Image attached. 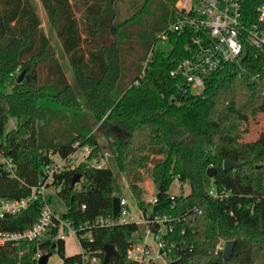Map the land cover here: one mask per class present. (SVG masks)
Returning <instances> with one entry per match:
<instances>
[{
	"label": "trees",
	"instance_id": "obj_1",
	"mask_svg": "<svg viewBox=\"0 0 264 264\" xmlns=\"http://www.w3.org/2000/svg\"><path fill=\"white\" fill-rule=\"evenodd\" d=\"M56 31L76 81L112 138L119 173L141 201V170H151L159 205L155 212L172 216L174 253L189 264H264V141H220V134L237 126H218L224 114L255 118L264 114V74L260 82L238 77L228 65L207 79L200 95L171 75L184 55V39L170 34L166 54L155 44L176 18V0H166L164 12L148 20L151 0H137L133 12L123 0H40ZM264 0H243L255 14ZM76 11L82 13L77 18ZM108 36L109 43L102 41ZM244 66L264 73V53L247 50ZM149 56L150 59H149ZM19 72L21 80L14 79ZM11 119L17 125L6 132ZM116 130V131H115ZM90 146L86 161L55 175L53 185L64 203L63 217L76 228L87 260L67 256L65 241H33L0 246V264H38V254L57 253L60 264H102L105 246L117 256L108 264H134L127 258L135 224L93 227L113 216V200L121 195L119 177L109 167L98 168L102 149L84 109L69 83L30 0H0V152L17 169L11 177L0 164V199L22 200L39 186L51 154L67 159ZM239 167L225 170L224 162ZM215 168L213 178L207 172ZM80 180L72 185L74 177ZM175 179L189 193L169 194ZM212 181L223 198L208 194ZM85 206V209H82ZM146 211V205L140 202ZM42 202L8 215L1 228L24 231L39 220ZM90 226L84 230L80 227ZM91 232L92 241L81 236ZM234 240L228 260L216 253L220 243ZM100 259L99 263L92 261Z\"/></svg>",
	"mask_w": 264,
	"mask_h": 264
},
{
	"label": "built area",
	"instance_id": "obj_2",
	"mask_svg": "<svg viewBox=\"0 0 264 264\" xmlns=\"http://www.w3.org/2000/svg\"><path fill=\"white\" fill-rule=\"evenodd\" d=\"M176 18L163 31L159 38L167 41L169 54L173 48L169 35L175 34L184 39V55L178 60L177 67L171 75L185 82L187 90L200 95L206 88L207 79L214 73L224 70L228 65L235 67L240 79L247 78L250 82L261 80L264 73H251L243 64L247 50L264 53V4L255 9V14L244 9L243 0H176ZM151 56H149L150 59ZM264 96V93H263ZM83 151L90 155L92 148L84 146ZM51 164L45 168V177L39 186L31 188V196L22 200L0 199V220L5 222L8 215H17L27 209L32 203L42 202L39 220L33 227L24 231H5L0 225V246L8 243L18 245L22 242L33 241H65L69 235H75L81 246L83 261L87 252L82 248L78 228L58 214L46 198L48 186L53 184L54 176L70 169L68 160L58 154H51ZM0 164L11 177L17 178V169L10 157L0 152ZM96 166V165H93ZM96 167L101 168V165ZM184 183L180 182V185ZM170 199L175 205V198L179 197L171 192ZM208 194L213 198H223L216 188L208 187ZM183 195V194H182ZM187 195V194H186ZM186 195H183L185 197ZM120 211L117 216L99 219L93 227H111L117 225L135 224L137 226L127 251V258L134 264H189L182 262V256L174 253L175 244L171 240L174 232L172 216L155 212L154 206L159 205L155 194L148 201L141 200L146 205L144 211L138 202V214H133L129 200L118 196ZM85 209V206H82ZM87 224L80 230L89 228ZM92 241L91 232L81 236ZM223 243L217 246L220 252ZM41 254L37 255L39 259ZM94 263H99L98 257H93Z\"/></svg>",
	"mask_w": 264,
	"mask_h": 264
},
{
	"label": "rangeland",
	"instance_id": "obj_3",
	"mask_svg": "<svg viewBox=\"0 0 264 264\" xmlns=\"http://www.w3.org/2000/svg\"><path fill=\"white\" fill-rule=\"evenodd\" d=\"M33 5L35 6L36 12L41 21V28L43 29L46 36L49 38V41L56 52V58L61 63L65 75L71 84L75 94L78 96L79 101L84 109V113L86 119L89 121L93 128V133L95 137L98 139V143L102 149L101 155L98 159L91 160V163L94 165H101L102 167H109L112 171L115 172L117 177L120 180V190L123 196H125L130 203L132 213L138 214V201L136 197L130 190L128 179L119 173V169L115 162L114 156V147L112 144L113 139L109 138L105 132L107 131L104 129L101 122H98L94 116L90 113V106L87 102L85 95L81 88L79 87L74 72L69 65V61L64 54L60 40L56 35V31L50 23V20L47 16V13L41 3L40 0H30ZM137 0H123L121 3V8L123 11H127L130 14L133 12L134 3ZM166 0H151L149 3V16L148 20L152 18V16L157 17L160 16L165 10ZM82 13L76 11L77 18H81ZM161 34V33H160ZM159 34V35H160ZM157 42L155 46L160 49L161 51L167 52L169 49L167 41H162L159 36L157 38ZM110 38L108 36H103L102 41L104 43H109ZM20 73L17 72L14 75V79H19ZM218 126H230L232 122H236L237 126L231 130H227L222 132L220 135V141H235V140H243V141H264V114H258L255 118L251 117H243L237 114H224L219 116L218 118ZM17 125L15 119H11L9 124L6 127V132L11 131ZM116 131V130H115ZM89 154L83 151L82 148H78L77 151L73 154L68 160V167L74 168L75 166L79 165L81 162L86 161L88 159ZM153 166L149 165L147 169L141 170V181L139 182V187L142 190L141 200L148 201L152 198L155 194V184L153 182L152 177V170ZM209 187L215 188V183L212 181ZM58 189L52 184L48 186L46 190V198L50 200L51 205L55 208L58 214H63L66 211L64 203L59 199L57 196ZM174 195L181 196L186 195L189 193V185L185 182L183 185H180V181L175 179L170 187L169 193ZM66 254L67 256H72L81 253V246L79 241L75 235H69L66 242ZM226 247V242L223 243L222 249L220 250L223 254ZM44 255L41 253V256ZM62 262V258L57 254H53L49 260L48 264H60Z\"/></svg>",
	"mask_w": 264,
	"mask_h": 264
},
{
	"label": "water",
	"instance_id": "obj_4",
	"mask_svg": "<svg viewBox=\"0 0 264 264\" xmlns=\"http://www.w3.org/2000/svg\"><path fill=\"white\" fill-rule=\"evenodd\" d=\"M20 80H21V78L18 79V82H20ZM239 166H240V164H236L235 162H232L229 160L224 162V169L225 170H231V169L237 168ZM214 174H215V168H210L207 172V175L209 178H213ZM80 178H81L80 175H76L74 177L72 185H75L76 183H78ZM113 206H114L113 215L117 216L119 211H120V204H119V198L118 197L114 198ZM3 223H4V221L0 220V225H2ZM234 245H235L234 240H229L226 242V247H225V250L223 252L224 260H228L230 258V256L233 253V250H234ZM114 256H117V252H116L115 247L113 245H106L105 246V256H104V260H103L102 264H108L109 261L111 260V258ZM49 258H50L49 254H44V255L40 256V258L38 259V264H48ZM171 264H176V262H173Z\"/></svg>",
	"mask_w": 264,
	"mask_h": 264
}]
</instances>
